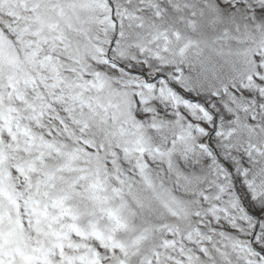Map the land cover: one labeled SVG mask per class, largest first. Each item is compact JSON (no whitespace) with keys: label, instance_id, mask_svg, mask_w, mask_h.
Masks as SVG:
<instances>
[{"label":"snow or ice","instance_id":"6c2138e0","mask_svg":"<svg viewBox=\"0 0 264 264\" xmlns=\"http://www.w3.org/2000/svg\"><path fill=\"white\" fill-rule=\"evenodd\" d=\"M0 264H264V0H0Z\"/></svg>","mask_w":264,"mask_h":264}]
</instances>
